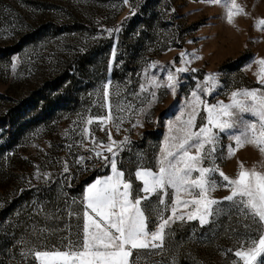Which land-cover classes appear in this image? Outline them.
Segmentation results:
<instances>
[{
  "label": "rangeland",
  "instance_id": "374dc122",
  "mask_svg": "<svg viewBox=\"0 0 264 264\" xmlns=\"http://www.w3.org/2000/svg\"><path fill=\"white\" fill-rule=\"evenodd\" d=\"M236 3L244 11L229 23L227 8L209 0H0V264H39L34 250H66L82 234L83 219L69 212L82 211L87 185L112 174L92 151H103L109 132L112 140L131 141L116 157L127 179L138 157L157 168L168 124L183 126L193 91L212 105L229 103L233 91L264 89V0ZM178 67L188 71L177 74L175 96L152 83H166L167 70ZM210 73L218 77L208 93ZM152 92L159 101L149 108ZM197 111L198 129L207 112L203 105ZM137 121L143 127H132ZM230 143L221 134L216 162L226 175L234 178L239 162L264 171V155L252 145L223 158ZM229 194L223 187L212 193L218 200ZM217 207L209 224L173 223L164 250L147 259L233 264L238 258L228 249L238 247L237 232L245 229L232 202ZM156 223L153 215L149 229ZM258 227L252 225L253 238Z\"/></svg>",
  "mask_w": 264,
  "mask_h": 264
},
{
  "label": "snow or ice",
  "instance_id": "6c2138e0",
  "mask_svg": "<svg viewBox=\"0 0 264 264\" xmlns=\"http://www.w3.org/2000/svg\"><path fill=\"white\" fill-rule=\"evenodd\" d=\"M209 3L225 6L229 23L234 15L244 11L236 0L227 3L225 0H209ZM259 23L264 24V20ZM186 55L180 54L184 63H187L184 60ZM258 63L261 65L259 82L264 84V59ZM186 71V67L167 70L166 83L158 84L155 80L152 83L157 88L170 90L175 96L180 86L177 74ZM217 77V73L205 77L208 93L217 86ZM110 83L104 85L105 97ZM142 90L146 89L142 87ZM191 95L193 100L186 102L191 112L187 120L181 121L183 126L177 128L175 122L168 124L169 135L165 138L155 170L145 167L142 158L138 157L135 171H129L125 178V171L117 168L116 157L131 142L127 136L115 141L109 132L110 143L99 145L103 151L92 149L96 158L110 166L112 174L87 185L80 201L82 211L69 212L70 216L75 214L78 219H83L82 234L76 241L69 240L63 246L66 250H34L39 264H157L147 257L161 254L165 237L169 235L166 230L173 223L198 220L202 226L209 224L220 214L217 206L223 201L232 202L240 217L238 222L245 229L244 233L237 232L238 247L228 249L238 258L233 264H264V171L258 170L256 165L246 168L243 162H239L238 172L231 178L216 162L221 134L227 135L232 142L223 158H231L246 145L254 146L264 155V89L233 91L227 104L218 101L208 105L201 100L198 91ZM150 96L149 108L159 101L155 92ZM200 105L207 112V123L197 129L195 118ZM244 114L251 118H245ZM88 123L91 124L92 120L89 119ZM132 127L143 125L137 121ZM116 129L120 130L119 124ZM104 151L111 156L104 155ZM83 160L81 157L80 162ZM64 170L68 171L67 167ZM133 177L141 182L140 186L134 187ZM221 187L228 188L230 194L218 200L212 193ZM153 197L156 198L155 207L151 204ZM153 215L158 223L150 230ZM252 225L259 226L256 238L250 235Z\"/></svg>",
  "mask_w": 264,
  "mask_h": 264
}]
</instances>
